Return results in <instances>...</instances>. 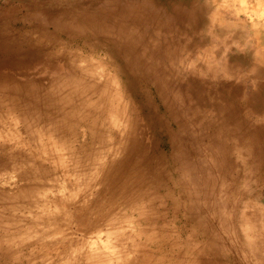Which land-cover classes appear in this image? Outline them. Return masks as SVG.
<instances>
[{"label":"bare ground","instance_id":"1","mask_svg":"<svg viewBox=\"0 0 264 264\" xmlns=\"http://www.w3.org/2000/svg\"><path fill=\"white\" fill-rule=\"evenodd\" d=\"M197 1L0 0V128L14 115L25 132L49 125L56 139L77 143L71 168H97V194L113 188L110 201L122 199L140 239L158 250L179 248L171 223L181 220L187 236L201 238L176 251L201 254L186 264H264L263 229L236 187L239 156L243 177L255 155L264 168V147L251 135V119L264 114V51L253 60L232 22ZM232 44L243 53L231 54ZM83 137L87 153L78 152ZM2 140L9 136L0 131V264H78L64 256L60 226H50L60 211L47 213L45 178L24 150ZM13 174L22 181L14 190ZM76 192L55 198V209L79 202ZM82 201L85 215L120 221L93 199ZM229 229L241 239L238 254L225 247L220 231ZM79 256L97 264L104 253Z\"/></svg>","mask_w":264,"mask_h":264},{"label":"rangeland","instance_id":"2","mask_svg":"<svg viewBox=\"0 0 264 264\" xmlns=\"http://www.w3.org/2000/svg\"><path fill=\"white\" fill-rule=\"evenodd\" d=\"M197 2L203 4V6L206 5V8L209 10V15H216L226 23L232 22L233 31L238 33L241 41L246 42L245 50L250 51L253 60L257 53H262L264 51V0H198ZM231 47L233 48V50L230 51L231 54L240 55L243 53V49H238L233 44ZM253 84L254 80H249L250 88H252ZM14 118V115H11V118H9V123L4 124V126L0 128V131L6 135V137L9 136V142H7V140H2V143L11 144L12 147L15 146L21 151L24 150L28 154L27 157L31 160L29 163L31 170H33L36 175H39L40 178H42V176L45 178L44 180L41 179V193L47 191L49 194L50 202L48 204V214L53 216L60 211L59 220H50V226H60V232L57 236L62 238V241L65 243L63 248L65 249V258H70V261L74 263L83 264L79 254L81 252L83 253L85 251L93 250L94 252L101 251L104 253V256L102 257L103 260H96L97 264H186V262L189 260V256L191 259L193 258L198 260V257L201 255L199 253H190V255L188 254L187 257H185V252L183 255L184 258H177L178 256L176 251L179 250L182 244L185 245V249L189 246V244L201 242L200 237H189L186 233H184L187 229V224L184 221L179 220L171 223V227L175 228L176 230L175 241H177V244L179 243V248L176 247L175 250H172L167 247H162L159 249L161 252H158L159 250L152 246L151 243L145 239V237L141 235L142 239H140L136 216H134L133 213H130L129 209L123 205L122 199L120 197L116 199L112 198L113 200L111 199L110 201V197L113 196L111 192L113 188L111 190V188L107 189L105 187V191L99 195L97 194L93 186L96 184L98 188L102 187L101 183H99L97 180L98 177H100V174L98 176L96 175L98 174V171H96L97 168L92 170V173L88 172L84 174L82 172L80 173V171H74L71 168L73 162L76 161L74 148L77 143L71 140L56 139L51 134L52 129L49 127V125H44L43 128L42 126L41 128L38 127L40 129H38V131L36 127L31 124L29 129H32L33 127L36 130H29L30 133L27 130L26 133L23 129L22 122H19V120ZM262 123H264V114L251 119L253 128V134L251 135L255 138L257 143H260V145H263L264 147V124ZM38 136H40L42 139ZM34 137L37 142H35L36 140L32 141ZM38 140L41 141V143H39ZM84 140L85 138L83 137L78 143H82ZM22 141L28 144L23 146L18 144L16 146V143H23ZM48 143L51 144L52 147ZM58 143L61 144L58 145ZM35 144H38V146L34 147ZM83 145L84 148L82 150H78V152L87 153L89 149L84 152L83 150L86 149V144L84 143ZM46 148L50 150H47ZM54 149L55 152H52ZM61 154H63V156ZM236 160L239 161L236 162V170L239 169V171H237L238 175L240 176L242 173L245 174L246 171L243 170L241 166H239L242 156H239ZM257 160L258 157L255 155L249 164V170L246 173V177H243V174L240 178H238L239 182L236 187L240 190V192L241 190L247 192L244 194H247V197L249 198L250 209H248L253 213L256 212L255 214L257 215V219L255 218V220L258 222L256 229H263L264 233V168L262 170L258 168L259 164ZM37 165L41 166H38V168ZM41 167L43 170L40 173H37L35 169L40 170ZM61 173H63V175ZM248 173L250 174L248 175ZM81 175H84L82 180L80 178ZM3 177L1 179V184L5 185L6 181L3 180ZM77 178L78 181H76ZM7 181L8 186L13 190L15 187L19 186V184L22 185V181L19 180V178L14 174L7 176ZM242 183H245L246 186ZM74 184H76L77 187H75ZM70 185L74 186L70 187ZM75 192L76 194L80 193L79 202L73 201L72 204L66 203L67 209H65L64 206H61V209L58 211L55 209L53 202L55 198L59 196L66 200L70 193ZM82 195L93 199V201H96L97 206L100 205V211L102 213L109 214V217L112 219H116L118 217L120 218V221L106 224L98 218L99 214H97L95 210L92 215H85L84 212H81V209H77L78 204L83 203ZM221 199H223V197ZM232 199L233 195L229 194L228 200L232 201ZM241 206L243 205L239 204L238 208ZM124 207L126 208L125 211ZM244 208L245 206L242 207V210ZM76 214L78 215L77 219ZM229 215L230 213H226V217H229ZM258 215L260 217V221L258 219ZM82 216L85 218H81ZM165 217L168 218V220L170 218L166 215ZM223 218L225 219V213H223ZM84 220L90 223L85 225ZM74 227H76L77 230H75ZM228 228H230V226H228ZM233 228L234 227H231V229ZM82 231L87 232V237L89 239L82 234ZM220 233L222 237H224V242L226 244L225 247L228 252L232 254L236 252L238 254L236 248L239 246L241 239L235 238L233 230H231L226 235L222 234V231H220ZM157 253L160 254L158 255ZM242 254L245 255L246 252H243ZM245 262L248 264H255L253 261L249 260Z\"/></svg>","mask_w":264,"mask_h":264}]
</instances>
